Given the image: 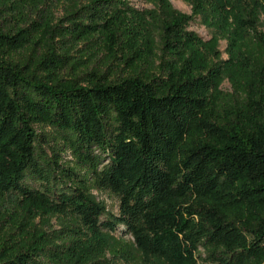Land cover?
<instances>
[{
	"label": "trees",
	"instance_id": "obj_1",
	"mask_svg": "<svg viewBox=\"0 0 264 264\" xmlns=\"http://www.w3.org/2000/svg\"><path fill=\"white\" fill-rule=\"evenodd\" d=\"M144 1L0 0V264H264V0Z\"/></svg>",
	"mask_w": 264,
	"mask_h": 264
},
{
	"label": "rangeland",
	"instance_id": "obj_2",
	"mask_svg": "<svg viewBox=\"0 0 264 264\" xmlns=\"http://www.w3.org/2000/svg\"><path fill=\"white\" fill-rule=\"evenodd\" d=\"M132 5H135L136 7L140 9H145V8H151L152 5L146 3L144 0H131ZM172 4L174 7L183 13H192V5L187 1V0H171ZM57 15H61L62 12L57 11ZM262 20L263 23L261 24V28L264 29V14H262ZM192 30L196 31L198 34H200L204 39H211L212 37L218 35L216 26L215 25H209L206 23L204 20H202L200 17H197L191 24L190 27ZM218 47L219 49L223 52L224 57H226V47H227V41L223 38L219 39L218 42ZM222 88L225 90H231V84L228 78L224 80L222 83ZM94 194L96 197L100 200L103 201L106 205L109 211L113 213H118L119 208V201L118 197L110 192V191H97L94 190ZM56 220H54V223ZM119 233H117L118 235ZM126 239H131L129 235L124 236Z\"/></svg>",
	"mask_w": 264,
	"mask_h": 264
}]
</instances>
